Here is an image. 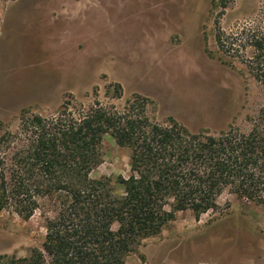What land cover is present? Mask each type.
<instances>
[{
  "label": "rangeland",
  "instance_id": "1",
  "mask_svg": "<svg viewBox=\"0 0 264 264\" xmlns=\"http://www.w3.org/2000/svg\"><path fill=\"white\" fill-rule=\"evenodd\" d=\"M75 1L82 16L65 0L0 1V137L15 133L24 113L50 117L69 99L90 106L95 92L118 108L134 95L147 97L152 121L173 117L195 133L249 132L264 115L262 86L216 43L218 24L227 33L264 26V0H125L126 9L158 8V25L145 28L114 24L109 0ZM111 84L122 86V100L106 96ZM101 152L93 178L129 175L127 149L107 136ZM218 206L199 220L178 213L127 264H264V207L228 193ZM54 215L50 200L30 219L3 212L0 256L26 257L40 247Z\"/></svg>",
  "mask_w": 264,
  "mask_h": 264
},
{
  "label": "trees",
  "instance_id": "2",
  "mask_svg": "<svg viewBox=\"0 0 264 264\" xmlns=\"http://www.w3.org/2000/svg\"><path fill=\"white\" fill-rule=\"evenodd\" d=\"M216 43L264 90V26L227 33L218 24ZM94 95L92 105L69 99L50 117L24 113L17 131L0 137V215L30 219L42 200L55 204L42 245L0 264H127L178 213L199 220L225 193L264 207V115L249 132L195 133L173 117L152 121L147 97L118 108ZM106 96L122 100V86L111 84ZM107 136L130 153L127 177L92 176Z\"/></svg>",
  "mask_w": 264,
  "mask_h": 264
},
{
  "label": "crops",
  "instance_id": "3",
  "mask_svg": "<svg viewBox=\"0 0 264 264\" xmlns=\"http://www.w3.org/2000/svg\"><path fill=\"white\" fill-rule=\"evenodd\" d=\"M65 1H67L68 7H70L71 9L72 8L75 9V11H74L75 13H73V15L82 9V7L77 5L78 3L75 0H65ZM93 1L95 2V0H93ZM86 2H87V0H84V3H86ZM98 2H100V0H98ZM109 2H110V6L109 7L107 6L108 15H109V17H112L111 21H114V24H116L117 26L124 25L123 27H126V26L130 27L131 26V28H138V27H136V25H141V26H143V28H145L147 26L158 25V18H157L158 8L156 10H152V9H149L146 7L145 8L137 7V8H133V9H131V8L126 9L127 5H126L125 0H123V1H121V0H109ZM86 5H88V4H86ZM91 11H92V8L88 9L85 13L87 14ZM138 11H142V14H136V12H138ZM146 11L147 12L149 11L151 13L154 12L155 19L150 18L149 17L150 15L147 14ZM83 12H84L83 10L80 11V16H82ZM132 12H133V15L135 14V16H132ZM63 15L67 16L66 13ZM68 16H72V15H68ZM132 17H134V19H131ZM70 36H72L71 33H70ZM156 48H158L157 45H155V49ZM155 54L158 56V53L155 52Z\"/></svg>",
  "mask_w": 264,
  "mask_h": 264
}]
</instances>
